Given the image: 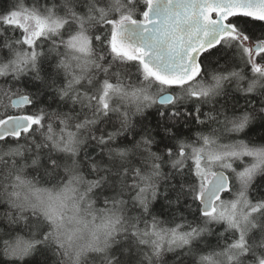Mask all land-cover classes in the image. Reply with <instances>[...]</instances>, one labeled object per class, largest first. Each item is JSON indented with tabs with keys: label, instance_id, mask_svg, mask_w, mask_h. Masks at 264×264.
I'll list each match as a JSON object with an SVG mask.
<instances>
[{
	"label": "snow or ice",
	"instance_id": "6c2138e0",
	"mask_svg": "<svg viewBox=\"0 0 264 264\" xmlns=\"http://www.w3.org/2000/svg\"><path fill=\"white\" fill-rule=\"evenodd\" d=\"M0 264H264V0H0Z\"/></svg>",
	"mask_w": 264,
	"mask_h": 264
}]
</instances>
